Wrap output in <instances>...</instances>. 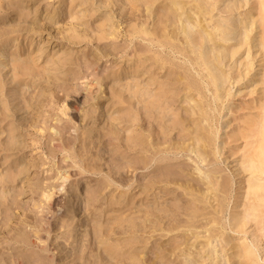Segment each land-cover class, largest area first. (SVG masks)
Instances as JSON below:
<instances>
[{
	"label": "rangeland",
	"instance_id": "1",
	"mask_svg": "<svg viewBox=\"0 0 264 264\" xmlns=\"http://www.w3.org/2000/svg\"><path fill=\"white\" fill-rule=\"evenodd\" d=\"M173 1L183 0H0V15L12 14L9 20L0 19V223L10 218L8 225H0V264L9 258L11 250L31 255L33 250H23L19 243L9 242L7 233L10 234V226L17 227V221L24 217H27L29 224L44 218L47 214L46 203L41 194L29 190V186L32 183L48 186L53 182L56 171L64 169L70 172L71 182L79 180L81 187L75 194L81 203V217L86 221L94 218L101 222L104 234L110 233V244L151 258L162 255L159 254L161 250L183 240L176 233L165 237L151 236L149 232L143 234L122 226V220L138 223L141 219L139 214L144 217L143 212H139L141 207L155 202L161 205L165 201L181 205L185 201L179 190H173L177 197L170 200L162 190L155 189L160 187L159 184L150 185V169L132 172L131 167H124L121 173L127 180V186H107L104 195L89 206L85 200L88 197L87 189L100 187V183L106 185L107 176L114 173L112 158L122 157V153L118 154L121 149L119 146L125 147L131 135L145 137L149 130L157 128L154 120L152 123L147 119L140 120L136 126L137 120L133 118L140 116L139 108L143 113L148 108L146 105L159 95L158 105L163 108L167 106L170 115L177 113L198 117L192 114L193 100L198 102L202 96L196 90H189L186 83L180 81L184 75L203 80L202 102L210 104L211 114L214 115L211 122L216 128L214 164L203 170L216 169L213 181L226 180L229 184L224 208H218L211 199L212 209H217L215 216L221 227L219 240L212 243L215 245L218 242L217 252L211 259L200 252L197 260L191 264H264V171L253 177L249 172L239 175L236 165L238 159H231V153L251 149L255 144L264 147V114L260 111L264 105L260 6L257 0H196L206 15V23L211 26H235L227 32L226 41L219 40L222 57L218 68L222 73H219L218 81L222 93L217 99L214 87H204L208 82L204 76L205 69L197 72L198 65H191L183 53L179 54L164 45L157 46L141 33V29L146 28L161 39L165 25L177 20L175 12H181L170 10L174 8L171 4ZM147 7L153 11L152 15L146 11ZM190 7L186 6L193 9ZM181 17L184 18V15ZM211 26L207 30H211ZM4 29L8 33L3 35ZM198 30L199 27H195V32L190 33L191 39L197 37ZM180 36L182 38L185 35ZM198 36L199 39L191 46L196 45L193 48L197 51L203 39V59L211 67L213 60H209L212 59V46L203 33ZM6 47L7 51L4 52ZM159 56L169 59L163 65L164 68H161V61L157 59ZM14 57L34 64L35 71L40 75L38 79H41L26 75L24 81L28 82L27 86L20 81L13 84L10 64L4 59ZM68 60L74 63L68 65ZM61 64L72 68V74L65 82L54 79L62 75ZM96 81L100 85L98 108L93 106L96 95L90 94L93 92L87 91L85 86ZM23 91L25 96L32 95L35 100L44 96V105L38 108L32 106L27 111L28 117L33 116L28 121H21L23 110L18 112L16 109L23 104ZM135 100H140V103L137 104ZM73 105H76L77 110L70 108ZM245 121L254 122L257 126L250 132L252 137L248 136ZM194 122L198 126L207 125L204 121L198 123L197 119ZM111 123L116 133L108 134ZM50 127L58 130L57 136L63 142L69 141L73 154L78 156L82 165L96 164L102 172L78 175V166L75 165L77 159L72 158V153L49 148L53 134ZM89 128L102 133L95 145L90 144V138H85ZM178 134L175 132L173 137L178 138ZM13 138L18 143L17 151L10 150L14 144ZM189 155L195 157L194 153ZM123 156L118 163L133 159L127 158L124 153ZM179 163L174 166L188 163L187 170L193 174V163L187 155ZM199 164L201 167L205 165ZM22 165H25L24 173L10 182L11 173L21 171ZM193 176L199 178V175ZM250 178L261 185L259 197L262 200L254 196H249L247 200L242 197L245 187L241 181ZM13 190H19L22 194L10 206V192ZM71 191L68 189L65 194H59L58 201L61 203L63 198L71 199ZM118 198L122 199L120 204L116 203ZM124 200L128 203H124ZM244 203L253 204L254 212L250 213L248 209L244 211L241 208ZM182 211H172L180 221L184 220L180 214ZM61 212L57 213V216L61 215L59 220L53 223L55 230L51 233L52 241L56 240L72 251L75 242L70 243L72 239L69 235L81 232L82 228L76 226L70 231L61 227L67 215L59 214ZM231 215H234L233 220H230ZM119 218L122 219L119 221ZM27 230L30 239L35 240L29 227ZM199 231L200 236L207 235L201 228ZM193 240L190 238L188 243ZM163 255L158 264H179L183 260V257L167 258L166 252ZM66 264L78 263L72 260Z\"/></svg>",
	"mask_w": 264,
	"mask_h": 264
},
{
	"label": "bare ground",
	"instance_id": "2",
	"mask_svg": "<svg viewBox=\"0 0 264 264\" xmlns=\"http://www.w3.org/2000/svg\"><path fill=\"white\" fill-rule=\"evenodd\" d=\"M171 4L174 7L170 9L171 11L180 10L181 12H175L177 20L170 21L169 24L165 25L162 38L158 39L153 33H149L146 28L141 29L142 35L147 37L149 41H154L157 46L162 47L164 45L165 47H170L172 50H176L179 54L183 53L184 57H187L191 65H198L199 71L197 70V72H201L205 69L206 73L204 76L207 77L208 82L204 87L207 85L214 87L218 95L217 99H219L222 93V88L219 85L220 81H218L222 73L220 68H218L220 58L222 57L219 53L221 52L219 50V40L226 41L227 32L234 29L235 26L224 24L211 26L206 23V15L204 16V12L199 8L200 4L196 0L173 1ZM257 4L260 6L259 26L262 32L261 51L264 71V0H257ZM188 5L193 9L186 8ZM146 11L149 15L153 14L150 7H147ZM11 15V13L10 15L2 14L0 15V19L7 18L5 20H9L8 18L11 19ZM181 15H184V18L181 17ZM209 26H211V30H207ZM195 27H199L197 37L191 39L190 33L195 32ZM13 30L16 31L15 28H13ZM6 33H8V30L4 29L3 35ZM199 33H203L206 41H209L212 46V51L210 53L212 59L209 60V62L213 60L211 67L208 66V63L203 59V39H201V44L197 47V51L193 48L196 45L193 47L191 46L199 39ZM181 34L185 36L181 38ZM3 51H7V47ZM157 59L161 61V68H164L163 65L169 60L168 58L165 60L164 56H159ZM4 61L10 64V71L13 73V84L20 81L27 86L28 82L24 81L26 75H31L37 79L40 77L35 71V65H31L23 59L14 57L10 60L9 58H5ZM68 61H70L66 63L68 65L74 63L71 60ZM170 64L176 65L171 62ZM60 67H62V70H60L62 75H57L54 79L65 82L68 80L69 75L72 74V68L69 66L65 67L64 64H61ZM213 70H216V72ZM54 79L51 82H53ZM180 81L186 83L185 85H187L189 90H196L203 97L202 90L204 89L201 86L203 83L202 79L198 80L184 75ZM85 86L87 91L93 92L90 94L96 95L93 106L94 108H98L99 82L87 83ZM25 91L22 92V106L16 108L18 112L23 110L24 115L20 119L21 121L32 119L33 116L31 115L28 117L27 111L32 106H36V108L40 107V105L43 104L42 100H44V96H42L43 99L41 97L40 100H35L32 95L25 96ZM133 94H135V92ZM66 95L68 96V92H66ZM202 97L198 102L193 100L192 114H197L198 117H188L185 114L181 116L177 113L170 115L167 106L163 108L161 105H158V103H160V100L157 99L159 95L156 98L157 100L154 99L146 105L148 108L143 113L139 108L138 111H140V116L136 115L135 118H133V120H137L136 126L139 125L138 122H140V120L147 119L148 122L154 120L153 122H156L157 128H155V130H149L145 137H141L139 134L135 136L131 135L125 147H123V145L119 146L121 149L118 151V154L122 153V157L118 158L115 156L112 158L114 162V173L107 176V184L104 185L100 183V187H90L86 191L88 197L85 203L89 206L104 195L103 191L107 186H115V188L127 186V180L122 177L121 173L124 167H131L132 172L150 169L149 174L152 173L150 185L155 186L159 184L160 187H155V189L158 188L160 191L162 190L164 195H167V198L170 200L177 197L174 196L173 190H179L185 201H183L181 205L169 204V202L165 201L161 205L155 202L148 206L141 207L139 212H143L144 217L139 214L141 219L138 223H132L130 221L125 222L122 220V226L127 230H133L143 234L149 232L151 236L165 237L171 233H176V236L182 237L183 240L181 242L173 244L170 248L161 250L159 254L162 255H156L151 258H146L143 254L139 255L132 251L124 250L121 246L110 244L108 242L110 233L104 234L103 224L101 222L94 218L86 221L81 217V203L79 204V199L75 194L81 187L79 180H72L71 182L70 172L64 169L63 171H56L53 182L48 186L43 187L36 183H32V185L29 186V190L41 194L43 201L46 203V212L51 215L47 216V214H45L44 218H41L38 222H34L33 224L27 223V217H24L22 220L17 221V227L13 228L14 226H10V234L7 233L8 235L6 236L8 241L19 243L20 247H23V250L33 251H31L30 256H26L21 252L17 253L15 250H11L9 258L4 260V264L9 262L10 264H66L68 261L72 260L77 261L78 264H158L161 258L165 256L163 255L165 252L168 255L167 258L171 256H173L174 259L183 257L182 262L179 264L193 263L197 260V256L200 252H203L204 256H207L208 259H211V256L217 252L216 246L218 242L215 245L212 243L213 241H218L221 236L220 222L215 216L217 209H212L211 204L213 202L211 199L215 201L218 208H224L226 200L225 194L229 184L226 180H220L218 182L213 181V177H216L217 174L216 169L203 170L204 167L214 164V135L216 133V128L211 124L214 118V115H212L210 111L211 106L210 104L207 105V103L202 102ZM135 102L138 104L140 100H135ZM70 108L77 110L76 105ZM185 111L187 112V110ZM260 111L264 114V105ZM195 119L198 120V123L204 121L207 125L198 126L196 122H194ZM16 120L20 121L19 119ZM57 122H60V120ZM245 125L247 127V132H249L248 136L252 137L253 134L250 132L256 129V124L251 121H245ZM50 131L53 134L49 141V148L57 152L73 154V148L70 147L69 141L63 142L61 138L57 136L59 132L55 127H50ZM175 132L179 133L178 138L173 137ZM107 133H116V129H114L112 123ZM101 134L102 133L95 128H89L85 134V138H90V144L95 145V143L100 140ZM191 134L194 135L192 136ZM18 136L20 135L18 134ZM13 137H15L14 134ZM13 142L14 144L10 146V150L17 151L18 146L16 144L18 143L14 138ZM65 143L69 144L66 145ZM239 152L240 151L231 153L232 160L238 159L236 165H238L239 170L237 174L243 175V173L249 172L253 177L256 173H262L264 171V147L262 144H255V146H251V149ZM123 153L127 155V158L133 157L132 161L125 160L124 162L118 163V161H122L125 157ZM130 153H132L133 156L132 154L129 155ZM190 153H194L195 157H191L189 155ZM97 155L99 154L97 153ZM185 155H187L188 159H191L193 163V174L199 175V178H195L193 174L188 172V163H183L179 165V167L174 166L180 164V160L184 158ZM66 158L68 157L66 156ZM72 158L77 159L75 165L78 166V175L88 172L94 174L102 172L101 167L96 164L82 165L77 155L73 154ZM199 163H204L205 165L201 167ZM22 167V170L18 173H11L10 182L16 180L17 176L24 173L25 165H22ZM241 183H243L245 187V195L242 196L245 200H247L249 196H254L258 200H262L259 197L260 184L253 182L251 178L245 179L241 181ZM68 189L72 190L71 199L63 198L64 201L61 200L63 202H61V204L57 196H59V194H65ZM142 190L145 191V188H142ZM10 193L11 206L13 202L17 201V197L21 195L22 192L13 190ZM7 199L8 198H5V200ZM74 200H76L75 204ZM121 202V198H118L116 201L117 204ZM124 203L127 204V200H124ZM22 206L23 205H21V207ZM241 208H243L244 211L248 209L250 213H253L255 210V207L251 203H244ZM181 209H183L180 213L184 217L183 221H180L176 213L172 212L173 210L178 211ZM61 210L62 212L59 214H67L66 220L60 224L61 227H66L70 231L76 228V226H78V229L82 228L80 229L81 232H77L76 234L70 233L69 235V238L72 239L70 243L75 242L71 249L72 251H69L70 249L64 246V244L56 242V240L52 241L51 233L55 230V225L53 223L61 217V215L57 216V213ZM50 217H53V219L51 220ZM230 217V220L234 219V215ZM121 219L122 218H119V221ZM9 220L10 218H5L0 225H8ZM27 227L33 232L35 240L30 239L28 236ZM200 228L203 232H207V235L200 236ZM79 234H81L80 237H78ZM190 238H194V240L188 243ZM198 246L201 247L198 248ZM167 263H169V261H167Z\"/></svg>",
	"mask_w": 264,
	"mask_h": 264
}]
</instances>
